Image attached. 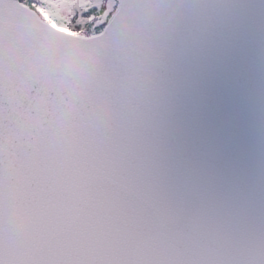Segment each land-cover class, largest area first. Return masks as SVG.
<instances>
[{"label":"snow or ice","instance_id":"snow-or-ice-1","mask_svg":"<svg viewBox=\"0 0 264 264\" xmlns=\"http://www.w3.org/2000/svg\"><path fill=\"white\" fill-rule=\"evenodd\" d=\"M0 264H264V0H0Z\"/></svg>","mask_w":264,"mask_h":264}]
</instances>
